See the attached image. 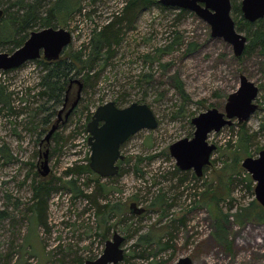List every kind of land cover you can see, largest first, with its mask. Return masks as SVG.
<instances>
[{
    "label": "rangeland",
    "instance_id": "rangeland-1",
    "mask_svg": "<svg viewBox=\"0 0 264 264\" xmlns=\"http://www.w3.org/2000/svg\"><path fill=\"white\" fill-rule=\"evenodd\" d=\"M1 1L4 8L15 0ZM39 1L37 13L42 17L56 0ZM72 1L59 0L58 5L66 7ZM125 2L79 0V10L67 20L52 19V26L72 32L66 50L83 49L87 54L92 29L110 21ZM16 9L18 6L10 11ZM178 11L153 6L141 10L135 27L124 29L121 44L113 48L98 83L81 90L76 112L57 130L60 144L53 137L47 143L51 176L38 175L36 167L39 152L46 150L45 143L40 142L54 123L42 126L45 114L38 112L43 100L37 94L41 67L33 60L6 73L0 70L2 91L10 95V105L0 100V264H77L78 259H96L115 231L125 237V258L118 264H176L183 256L192 257L193 264H264V221L239 225L231 218L228 244L221 242L213 234L214 218L207 203L210 199L201 197L202 191L216 184V173L232 162L234 152L244 155L238 146L237 119L209 134L208 142L216 144L217 149L201 177L193 169L180 170L169 149L172 143L193 137L195 126L191 121L195 116L214 107L225 111L228 96L238 90L240 75L244 74L259 87V108L244 121L252 137L249 155L243 158L258 156L264 146V55L255 51L249 56H236L233 46L213 37L211 26L195 12L185 10L178 15ZM231 15L235 17L233 9ZM45 27L38 18L29 31ZM169 44H173L172 50L156 52ZM0 52H9L8 46H1ZM148 54L152 58L146 59ZM141 73H150V80L139 81ZM82 74L74 78L81 80ZM179 81L185 94L177 88ZM76 93L74 84L72 101ZM108 101L118 102L120 107L135 101L147 103L158 126L139 130L125 141L121 147L125 156L122 174L99 180L107 185V196L95 195L93 199L116 205L115 213L108 214L105 223L95 202L86 196L94 194L98 186L96 173L70 177L65 171L69 166L86 163L91 154L90 133L83 126L86 115ZM176 168L178 172L173 174ZM180 175L186 177V182L179 183ZM241 177L235 174L227 182L230 195L220 202L225 212L256 198L255 181L250 190ZM71 179L79 192L69 188ZM34 181L50 182L56 187L48 199L43 223L33 221ZM159 193L164 195L160 205L156 197ZM153 201H157L154 206ZM132 202L145 211L131 212ZM121 208L125 212L120 214ZM147 234L154 239L150 244L141 241ZM166 241L171 245L167 249L162 246Z\"/></svg>",
    "mask_w": 264,
    "mask_h": 264
},
{
    "label": "water",
    "instance_id": "water-1",
    "mask_svg": "<svg viewBox=\"0 0 264 264\" xmlns=\"http://www.w3.org/2000/svg\"><path fill=\"white\" fill-rule=\"evenodd\" d=\"M160 3L179 9L195 12L211 26L213 37H220L233 46L234 54L241 56L247 44V36L236 28L231 15V0H159ZM243 17L256 22L264 17V0H241ZM5 11L0 7V18ZM72 32L64 27L48 26L32 31L22 46L13 52H0V70L6 71L19 68L28 61L44 58L48 61L59 59L72 42ZM72 81L77 85V93L70 107L69 101L58 112V118L52 124L42 143H48L58 130L60 123L68 120L70 114L80 99L82 83L80 79ZM259 94L258 85L246 75H240V87L231 93L225 105V111L210 108L192 119L195 126L192 138H182L169 147L170 154L176 159L180 170H191L197 177L204 173L205 166L211 165L212 153L217 149L216 144L209 143V134L218 132L226 125L247 121L259 108L256 98ZM158 119L151 106L144 102H132L120 107L115 101L99 105L87 124L90 133L88 143L91 148L90 167L102 178L115 176L119 173V161L124 160L121 147L132 135L142 129H155ZM48 148L43 153L41 173H49ZM242 167L251 175L256 185L254 188L256 200L264 207V149L258 156H246ZM131 212L142 214L144 207H138L136 202L130 204ZM125 237L115 231L112 239L106 241L103 253L94 260H86L83 264H118L124 259L122 244ZM176 264H193L190 256H183Z\"/></svg>",
    "mask_w": 264,
    "mask_h": 264
},
{
    "label": "trees",
    "instance_id": "trees-1",
    "mask_svg": "<svg viewBox=\"0 0 264 264\" xmlns=\"http://www.w3.org/2000/svg\"><path fill=\"white\" fill-rule=\"evenodd\" d=\"M58 1L59 0H56L53 6L48 10V14L42 17H40V15H38L37 13V4L38 2L40 3L39 0H36V3H29L25 0H15L7 6H4L3 9L5 11V14L0 19V47L3 45L8 46V51L11 53L24 44V42L29 37L32 28L36 26L38 18L43 22V24L48 27L52 26V19H57V22L67 20L68 16H70L74 11H76L77 9L79 10L80 8L79 0H73L72 2H70L72 4L66 5V7L65 5H58ZM231 3L233 12L235 14V17L233 18L236 23V28L238 31H245L247 36V44L245 50L239 57L252 55L255 51H258V53L264 55V18L259 19L256 22H250L243 17L241 2H239L238 0H231ZM2 4L3 1L0 0V7H3ZM15 6H18L19 10L16 9L14 10V12H11L10 10ZM153 6H160L162 9L172 8L177 10L176 7L174 8L172 6L160 3L159 0H126L125 4L122 7V10H120L121 12L118 11V13H114L110 21L102 26H98L92 29L88 40L87 54L83 49H80L79 51H71L68 50V48L57 60L48 61L43 57L35 59V61L39 63L42 70L38 81L37 93L41 97V99H43L38 108V112L45 114L42 120V126H48L52 122L56 121L59 112L58 107L62 108L63 105L67 102L66 98H70V95L73 92V85L75 83L72 80L76 75H80L84 71H86L80 77L82 89L98 83L102 70L105 68L107 61L113 55V48L121 44L124 29H126L127 27H135L137 17L140 14L141 10L148 9ZM21 9H24V12H20ZM184 12V9H179L177 14L182 15ZM6 29L9 31H6ZM173 44H169L163 48H158L156 52L164 53L165 50L170 51L173 49ZM147 58H152V56L148 54L146 55V59ZM101 60L102 62L100 63L99 69L95 70V66ZM7 71L2 72L6 73ZM150 77V73H141L139 76V81H149ZM177 88L182 94H185V89L182 82L179 81L177 83ZM0 100L10 105V95L2 91L1 85ZM116 104L118 106H121L120 104H118V102H116ZM77 105L72 112H76ZM10 109H12L11 106ZM54 115H57L55 117V120L53 119ZM92 115L93 111H89L86 115V121L83 124L85 129H87V124L91 120ZM67 121L68 120L60 123L59 127L63 124H66ZM238 124L240 126L238 138L239 150L241 149L244 155H249L248 148L251 143L252 135H250L248 130H246V124L244 122ZM53 139L54 141H56L57 145L60 144L62 138L58 131L54 133ZM260 148L264 149V146ZM244 155H240L239 153L234 152L232 162L226 164L221 171H218L216 173V184L212 188L210 187L205 189V191H202L201 194L202 200L210 199L207 203L210 206L211 213L214 218L215 230L213 234L219 241L226 242L227 244V236L229 234L228 223L231 218L236 220L239 225L250 220L264 221V207L256 200V198L252 199L246 205L238 206L235 211H231L232 208H230L229 211L225 212L223 208L220 207V202L224 200L228 195H230V190L227 182L231 181L235 174H239V176H242V182H246L247 187L250 188V190H253V179L251 175L240 166L241 161L245 158H243ZM123 162L125 161L122 160L119 162L120 167ZM207 168L208 166L204 169ZM122 172L123 171H121L120 169L117 175H121ZM177 172L178 168H176V172H173V174H176ZM87 173L95 174V172L90 167V156L87 157L86 163L69 166L65 171V174L70 177H73L75 175L81 177ZM96 175L97 179H94V181H97L98 186H96L94 194H89L86 196L91 198L92 202H95L98 215L101 214L102 221L106 223L108 221L107 215L115 213L116 205H112L110 204V202L101 204L93 199L95 195L103 194V196L106 197L108 191L107 185L105 183H99V180H101L102 177H100L98 174ZM114 177L115 176L111 177V179H113ZM193 177L196 178L195 175ZM178 180L179 183L182 184L186 182V177L184 175H180L178 177ZM74 184L75 183L73 179L68 181L69 188L77 193L79 192V190L75 187ZM55 188L56 187L51 185L50 182H33V221H39L40 223H43L45 217V208L48 204V199L52 195ZM200 191L201 189L199 190V192ZM163 196V193H159L156 195V197L158 198V205L162 204ZM157 201H153L152 206H154ZM124 212L125 211L123 208L119 209L120 214ZM181 222H183V218H181ZM161 239L162 238L159 239L158 243L161 242ZM153 240L154 239L151 234L143 235L141 237V241H143L144 243L150 244L153 242ZM162 246L167 249L171 245L169 241H166L165 243H162Z\"/></svg>",
    "mask_w": 264,
    "mask_h": 264
},
{
    "label": "flooded vegetation",
    "instance_id": "flooded-vegetation-1",
    "mask_svg": "<svg viewBox=\"0 0 264 264\" xmlns=\"http://www.w3.org/2000/svg\"><path fill=\"white\" fill-rule=\"evenodd\" d=\"M68 99L71 101V103H72V100L68 97ZM71 103L69 104V103H67V107L66 108H68V107H70V105H71ZM55 120V119H54ZM54 135V134H53ZM53 135H52V137H53ZM51 137V138H52ZM51 140V139H50ZM42 141V140H41ZM40 143H42V142H40ZM43 145H45V147L47 148V144L45 143V144H43ZM48 155H49V162H50V149L48 148ZM43 153H44V151H40L39 152V160L37 161V163H36V167H37V174L38 175H41L42 177H47L48 175L49 176H51V168H50V164H49V168H50V170H49V173L46 175V176H43L42 175V173H41V169H42V160H43ZM120 169H121V167H120ZM97 174V173H96ZM100 176V175H99ZM101 177V176H100ZM113 177V176H112ZM109 179L111 178V177H108ZM113 237V236H112ZM124 258H125V256H124ZM79 260H81V261H79ZM87 260H94V259H87ZM86 261V260H85ZM84 261V262H85ZM83 262V259H78L77 260V264H83L84 263Z\"/></svg>",
    "mask_w": 264,
    "mask_h": 264
}]
</instances>
